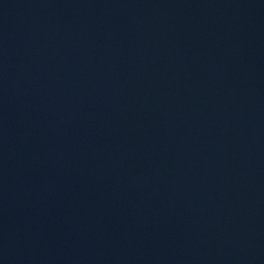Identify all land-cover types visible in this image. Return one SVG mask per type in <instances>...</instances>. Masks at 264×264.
<instances>
[{"label":"water","instance_id":"95a60500","mask_svg":"<svg viewBox=\"0 0 264 264\" xmlns=\"http://www.w3.org/2000/svg\"><path fill=\"white\" fill-rule=\"evenodd\" d=\"M0 264H264V0H0Z\"/></svg>","mask_w":264,"mask_h":264}]
</instances>
